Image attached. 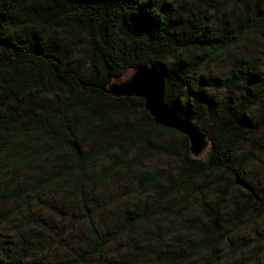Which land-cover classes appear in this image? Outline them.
Here are the masks:
<instances>
[{"label": "trees", "instance_id": "obj_1", "mask_svg": "<svg viewBox=\"0 0 264 264\" xmlns=\"http://www.w3.org/2000/svg\"><path fill=\"white\" fill-rule=\"evenodd\" d=\"M0 19V264H264V0H0ZM140 65L200 155L106 91Z\"/></svg>", "mask_w": 264, "mask_h": 264}, {"label": "water", "instance_id": "obj_2", "mask_svg": "<svg viewBox=\"0 0 264 264\" xmlns=\"http://www.w3.org/2000/svg\"><path fill=\"white\" fill-rule=\"evenodd\" d=\"M2 21L0 19V28ZM106 91L115 97L143 98L145 108L158 124L175 129L188 137L193 154L200 155L207 148L205 134L195 129L187 120L177 116L165 102V80L155 65L136 67L127 78L114 82Z\"/></svg>", "mask_w": 264, "mask_h": 264}, {"label": "rangeland", "instance_id": "obj_3", "mask_svg": "<svg viewBox=\"0 0 264 264\" xmlns=\"http://www.w3.org/2000/svg\"><path fill=\"white\" fill-rule=\"evenodd\" d=\"M156 160H158V159H156ZM153 161H154V160H153ZM159 161H160V160H159ZM263 162H264V159H263ZM84 239H85V238H84V232H82L81 235L79 236V240H78L77 242H76V241L73 242L71 246H72V247L75 246V248H76V247L78 246V244H83V242H85Z\"/></svg>", "mask_w": 264, "mask_h": 264}]
</instances>
